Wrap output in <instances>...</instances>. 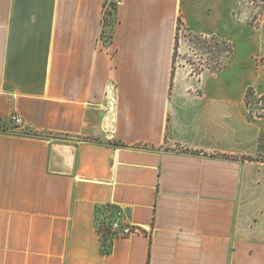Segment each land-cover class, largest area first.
Instances as JSON below:
<instances>
[{
	"label": "crops",
	"instance_id": "crops-1",
	"mask_svg": "<svg viewBox=\"0 0 264 264\" xmlns=\"http://www.w3.org/2000/svg\"><path fill=\"white\" fill-rule=\"evenodd\" d=\"M236 8L262 61L242 60L232 90L230 49L217 69L181 56ZM262 16L249 29L239 0H0V264H264V119L245 96L264 88ZM106 205L141 232L105 253Z\"/></svg>",
	"mask_w": 264,
	"mask_h": 264
},
{
	"label": "rangeland",
	"instance_id": "rangeland-1",
	"mask_svg": "<svg viewBox=\"0 0 264 264\" xmlns=\"http://www.w3.org/2000/svg\"><path fill=\"white\" fill-rule=\"evenodd\" d=\"M241 9L246 12L247 18L244 21L247 24V27L258 29L260 25L263 23L262 12L264 10V0H239ZM110 6H108V9ZM234 12V11H233ZM239 10L236 8L234 12V17L231 18V27L230 30H222V35H219L218 38L210 37L206 39H201L197 37L187 36L189 40L188 43L194 44L195 50L191 48L186 53V55H182V59H185L186 63H191L192 68L198 70L210 64V66L215 69L220 68L222 66L223 60L222 58L226 56L225 52L227 49H230V54L232 53L231 60V89L237 90L240 85V76L243 75L242 72L245 71L246 67L241 65V61L249 57H251L253 62L252 71H255V67L260 64L262 59L258 57L257 54H253L250 56V53L253 51L252 43L254 36L250 33L248 34L246 28L243 25V19L239 16ZM241 15V14H240ZM178 28H180L178 24ZM108 31V27H106ZM221 30V28H220ZM179 31V30H178ZM181 36L179 32L177 33V37ZM220 42H219V40ZM192 46V45H191ZM190 46V47H191ZM176 55L174 53V59ZM255 61V62H254ZM250 64V62L248 61ZM250 67V66H249ZM250 94L247 99V108L248 114L251 118H263L264 119V88L259 87L258 85L250 86ZM264 138V133H263ZM262 141L264 142V139ZM106 215L102 214L98 216L97 224L101 226H108L110 228V222L113 220V217H105Z\"/></svg>",
	"mask_w": 264,
	"mask_h": 264
},
{
	"label": "trees",
	"instance_id": "trees-1",
	"mask_svg": "<svg viewBox=\"0 0 264 264\" xmlns=\"http://www.w3.org/2000/svg\"><path fill=\"white\" fill-rule=\"evenodd\" d=\"M108 6L110 8L108 9ZM116 3L115 2H105L104 3V12L102 17V31L100 34V39L104 44H110L112 42V33H113V26L116 22ZM106 27H108V31L106 30ZM250 89L246 90V104L247 99L249 98ZM116 209H114L111 205L103 206L101 209L97 212V220L99 215H106L105 217H112L114 215ZM96 220V221H97ZM97 229L100 234L103 251L106 253L108 252V246L109 242L108 240L113 237V233L111 232L110 228L108 226H101L97 224Z\"/></svg>",
	"mask_w": 264,
	"mask_h": 264
},
{
	"label": "built area",
	"instance_id": "built-area-1",
	"mask_svg": "<svg viewBox=\"0 0 264 264\" xmlns=\"http://www.w3.org/2000/svg\"><path fill=\"white\" fill-rule=\"evenodd\" d=\"M12 122L16 125L21 123V118L18 115L12 116ZM123 215L121 211H117L114 214L113 220L110 222V230L113 233V237L108 240L110 241L116 237H127L131 234L141 232L140 228L134 227L126 222H123Z\"/></svg>",
	"mask_w": 264,
	"mask_h": 264
}]
</instances>
